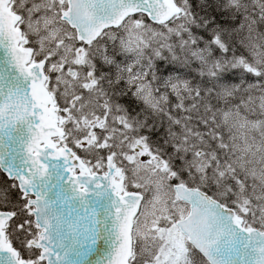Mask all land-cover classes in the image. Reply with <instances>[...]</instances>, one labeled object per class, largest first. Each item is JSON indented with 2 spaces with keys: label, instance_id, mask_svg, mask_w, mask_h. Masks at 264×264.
<instances>
[{
  "label": "snow or ice",
  "instance_id": "snow-or-ice-1",
  "mask_svg": "<svg viewBox=\"0 0 264 264\" xmlns=\"http://www.w3.org/2000/svg\"><path fill=\"white\" fill-rule=\"evenodd\" d=\"M0 264H264V0H0Z\"/></svg>",
  "mask_w": 264,
  "mask_h": 264
}]
</instances>
